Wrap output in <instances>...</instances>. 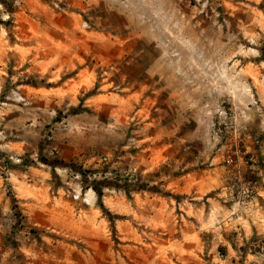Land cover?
I'll list each match as a JSON object with an SVG mask.
<instances>
[{
  "label": "rangeland",
  "instance_id": "obj_1",
  "mask_svg": "<svg viewBox=\"0 0 264 264\" xmlns=\"http://www.w3.org/2000/svg\"><path fill=\"white\" fill-rule=\"evenodd\" d=\"M0 264H264V0H0Z\"/></svg>",
  "mask_w": 264,
  "mask_h": 264
}]
</instances>
